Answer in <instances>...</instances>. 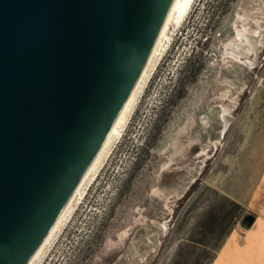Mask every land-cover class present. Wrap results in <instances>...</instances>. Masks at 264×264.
I'll use <instances>...</instances> for the list:
<instances>
[{
	"label": "rangeland",
	"instance_id": "rangeland-1",
	"mask_svg": "<svg viewBox=\"0 0 264 264\" xmlns=\"http://www.w3.org/2000/svg\"><path fill=\"white\" fill-rule=\"evenodd\" d=\"M257 27L249 66L230 52ZM169 28L119 134L32 264H194L245 213L264 214L263 198L219 192L252 195L264 174V0H192Z\"/></svg>",
	"mask_w": 264,
	"mask_h": 264
},
{
	"label": "water",
	"instance_id": "water-1",
	"mask_svg": "<svg viewBox=\"0 0 264 264\" xmlns=\"http://www.w3.org/2000/svg\"><path fill=\"white\" fill-rule=\"evenodd\" d=\"M175 1L0 0V264L62 211Z\"/></svg>",
	"mask_w": 264,
	"mask_h": 264
},
{
	"label": "bare ground",
	"instance_id": "bare-ground-1",
	"mask_svg": "<svg viewBox=\"0 0 264 264\" xmlns=\"http://www.w3.org/2000/svg\"><path fill=\"white\" fill-rule=\"evenodd\" d=\"M192 0H176L173 4L169 17L166 20L165 24L160 28L157 36L153 40L150 49L147 53V56L142 64V67L132 84L128 94L126 95L122 105L120 106L115 121L108 133V136L106 139H104L101 147L97 150L93 158L91 159L90 163L86 166L85 170L83 171L82 175L77 181V184L71 193L70 197L68 198L67 202L62 207V211L56 218V220L52 223L49 230L46 232L44 237L40 240L34 251L31 253L29 258L26 260L25 264H32L33 261L39 256L40 252L42 251L45 243L61 221L62 217L64 216L65 212L68 211V208L71 204L72 199L74 198L75 194L78 193L79 188L81 184L88 179V177L91 175V173L95 170L100 158L106 153L107 149L109 148V145L111 141L119 134L121 127H123V123L126 120V117L128 116L135 98L137 96V93L141 90V87L143 86L146 78L149 76V73L153 69L158 56L160 54L161 50V42L164 40L167 30L169 26L177 24L180 20H182L187 13ZM170 29V28H169ZM261 30L257 27L256 30L253 33H245L243 35H239L236 39V42L234 43V49L232 52H230L231 56L239 60L249 66H253L256 61V56L258 52V48L261 44L260 42V35ZM168 36V35H167ZM167 38V37H166ZM165 41V40H164ZM163 46V45H162ZM221 118L223 120V126H225L227 123H229L227 115L228 113L223 111L221 112ZM112 147V146H111ZM109 150V149H108ZM203 150H201L202 152ZM200 152V153H201ZM202 154V153H201ZM105 158V157H104ZM96 173V172H94ZM84 185V184H83ZM82 185V186H83ZM81 186V187H82ZM57 230V229H56Z\"/></svg>",
	"mask_w": 264,
	"mask_h": 264
},
{
	"label": "crops",
	"instance_id": "crops-1",
	"mask_svg": "<svg viewBox=\"0 0 264 264\" xmlns=\"http://www.w3.org/2000/svg\"><path fill=\"white\" fill-rule=\"evenodd\" d=\"M227 128L222 125V132ZM260 177V178H259ZM250 182L247 177L241 183V190ZM253 185L257 184V190L252 195H241L232 187L219 188V192L239 203L247 199H264V174L257 176ZM263 184V185H262ZM251 189L250 191H254ZM260 190V191H259ZM253 221L246 230H240L237 226L226 232L218 244L212 258L207 264H264V214H252Z\"/></svg>",
	"mask_w": 264,
	"mask_h": 264
},
{
	"label": "trees",
	"instance_id": "trees-1",
	"mask_svg": "<svg viewBox=\"0 0 264 264\" xmlns=\"http://www.w3.org/2000/svg\"><path fill=\"white\" fill-rule=\"evenodd\" d=\"M195 69H196V68H195ZM230 203H231L234 207L237 206V203L234 202V201H232V200H230ZM203 245H204V244H203ZM206 246H207V245H206ZM200 254H201L202 258L196 260L194 264H207V263L210 261V259L212 258V256H213V254H210V253H209V247H208V246H207V247H203V248L201 249V251H200Z\"/></svg>",
	"mask_w": 264,
	"mask_h": 264
}]
</instances>
